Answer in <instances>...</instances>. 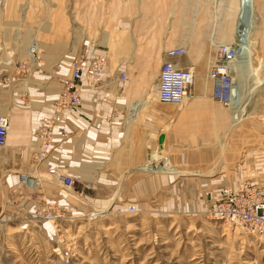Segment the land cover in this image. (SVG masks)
I'll return each instance as SVG.
<instances>
[{
	"label": "rangeland",
	"instance_id": "rangeland-1",
	"mask_svg": "<svg viewBox=\"0 0 264 264\" xmlns=\"http://www.w3.org/2000/svg\"><path fill=\"white\" fill-rule=\"evenodd\" d=\"M150 1L135 0L136 13L141 15L142 8L149 6ZM170 1L171 14L165 28L179 44L177 48H187L185 58L193 48L174 36L182 9L190 11L186 16L188 24L195 18V31L201 38L211 35L202 9H213L214 30L224 17H234L220 13L221 0H193L188 6L185 0ZM83 2L0 0V72L14 71L16 75L8 64L27 63L25 73L11 81L23 84L30 79L34 87L44 83L56 86L53 77H34L35 70L45 68L54 72L60 68L61 74H69L68 60L89 50L85 42L91 39L95 42L91 45L93 49L108 57L110 70L126 72L131 83L127 66L120 68L121 60L131 48L121 44V34H117L110 20L99 39L94 40L78 14L91 0L85 5ZM92 2L96 7H103L104 12L111 10L115 0ZM251 2L254 27L241 32L247 41L245 47L241 46L242 58L236 65L240 98L235 104L234 100L220 103L213 100L212 94L206 96L211 105L225 112L226 121L217 115L210 120L209 115L202 114L201 122L188 121L181 129L179 121L184 118L179 117V109L184 106L160 104L156 96V70L145 71L146 79L153 78V82L138 102L153 103L154 109L151 114L139 112L138 129L155 132V142L149 146H154L159 156L156 165H165L164 171L142 172L150 175L147 189L131 190V185L124 181L118 190H92V184L91 189L83 190L76 183L68 191L60 184L49 182L45 175L41 185L33 190L24 188L19 180L9 185L4 182L9 173L3 168L4 148H0V264H264V239L214 219L208 213L225 188L245 180L264 184V0ZM236 12L232 38L225 43L239 42L241 0ZM57 27L63 30V38ZM69 34L70 39L66 40ZM214 38L213 35L194 53L202 64L188 66L195 68L196 84H212L209 70L218 45L225 44ZM33 41L41 44V60L36 65L30 63L28 54ZM55 49L61 52L55 53ZM7 77H0V92L2 85L10 82ZM199 98L195 94L184 105L196 104ZM159 133L166 135L162 138ZM142 146L145 149L147 144ZM55 161L67 170L65 153ZM32 162L29 159L25 165L26 160L15 161L22 172ZM196 171L200 174L194 175ZM110 173L107 172V185L113 187L117 177ZM95 178L97 181L98 175ZM132 204L137 207L134 214L128 211ZM39 210L54 217L55 230L49 220L39 218Z\"/></svg>",
	"mask_w": 264,
	"mask_h": 264
},
{
	"label": "crops",
	"instance_id": "crops-1",
	"mask_svg": "<svg viewBox=\"0 0 264 264\" xmlns=\"http://www.w3.org/2000/svg\"><path fill=\"white\" fill-rule=\"evenodd\" d=\"M83 1L85 5L86 1L90 0ZM92 1L83 8V11L81 10V13L78 10V14L82 16L84 25L93 33L94 40L99 39L109 20L115 24L117 34H121V44L126 48H131L130 53L126 51L128 54L124 60H121L122 65L120 66L121 69L127 66L131 83L128 79L124 85L119 84L117 79L122 70L112 71L109 66L103 89L98 93H86L82 105L66 113L69 135L62 156L66 154L67 170L77 180V183L83 186V190L91 189L90 184L93 185L92 190L113 188L118 190L124 181L131 185V190H144L147 189L146 183L150 175L142 172H155L160 169L164 171L165 165L162 163L156 165V159L159 156H156L154 146H149L150 142H155V132L150 133L138 129L139 112L148 111V114H151L154 104L138 102V100L148 93L153 82V78L146 79L145 71L148 68L156 70L157 80L159 70L167 60L166 52L179 47V44L171 37L170 30L167 32L165 28V23L171 14V1L152 0L149 6L142 8L141 15L136 13L135 0H115L111 10L105 9L104 12L103 7H96ZM221 1L223 4L220 5V13L234 17L231 19L224 17L215 30L213 9L209 7L202 9L201 14L206 17L207 25L211 29L210 38L214 35L217 42L225 43L232 38L238 0ZM192 2L193 0H185L187 6ZM83 3L82 6H84ZM155 3L158 5L156 6ZM180 15L174 28L175 39L180 43H188L193 49L190 50L191 55L188 58L182 57L173 61L181 68H186L189 64H202L199 63V58L195 57L194 53L198 52L199 48L205 44L204 42L210 39L209 35L205 38L198 36L194 26L195 18L192 17L188 24L186 17L190 15L188 8L182 9ZM56 29L61 37L63 30L58 27ZM65 39L69 40L70 34ZM87 40L85 46H88L89 50H94L91 45L95 42L91 39ZM38 45L41 47L39 41ZM97 45L101 46V44ZM45 47L50 53L53 52L51 47L47 45ZM54 52L60 53L61 50L55 49ZM28 54L30 56V46ZM54 72L42 68L39 71L36 69L33 75L46 79L52 78ZM0 73L2 74L0 77L8 76L7 78L10 79L8 84L2 85L0 92V113L11 119L8 143L3 149L2 165L9 173L4 177V182L6 184L18 183L19 172H22L20 171L22 168L15 161L26 160L25 165H28L29 159L33 158L32 151L37 142L36 134L40 129L42 118L51 112L52 93L57 85L46 86L44 83L42 86L34 87V81L30 79L24 80L23 84H17L16 81H11L16 78L13 72L5 70ZM212 90L213 84L210 82L205 85L197 83L194 86L193 94L194 96L195 94L200 95V98L196 100L197 102L195 101L196 104L190 102L179 109V117L184 119L179 121L178 127L185 128L188 121L192 124L198 120L201 122L202 114L209 115L210 120L211 116L215 115L225 120V112L216 109L206 99V96L212 94ZM113 116L114 119L110 121ZM159 135L160 137L163 135V138L166 133H159ZM142 143L147 144L145 149L142 148ZM30 166H25L23 171L32 170L35 165ZM110 169L113 170L111 173L117 177L118 182L113 187L107 185L106 180ZM193 174L199 175L200 173L196 171ZM97 175L99 178L95 181ZM126 177L129 178L126 179ZM145 177L146 180H144ZM153 180L154 178L150 179V181Z\"/></svg>",
	"mask_w": 264,
	"mask_h": 264
},
{
	"label": "built area",
	"instance_id": "built-area-1",
	"mask_svg": "<svg viewBox=\"0 0 264 264\" xmlns=\"http://www.w3.org/2000/svg\"><path fill=\"white\" fill-rule=\"evenodd\" d=\"M187 53L186 47L166 52L167 60L161 66L156 85L157 101L160 104L182 106L187 100L194 98L193 88L197 77L195 68H181L173 61L187 56ZM239 56L241 57L240 49L233 41L218 45L215 61L208 74L213 84V100L220 103L232 102L235 84L233 68ZM29 57L33 65L41 60L37 41L30 44ZM68 61L69 74H61V69L57 68L52 76L58 85L52 93L51 112L42 118L36 134L37 142L32 151L35 166L32 170L19 173L20 184L28 190L38 188L44 175L53 178L55 183L68 191L73 190L77 183L68 170L59 167L61 165L55 161L62 156L68 141L69 132L65 116L67 112L82 105L86 93H98L103 89L109 59L95 49L85 50ZM8 65L15 69L18 77L25 73L28 66L27 63L17 64L14 61ZM117 80L119 84L124 85L128 81V74L121 72ZM113 119L114 116L110 121ZM10 131V117L0 114V148L7 146ZM41 211H37L39 218L49 220L55 230L54 217ZM128 211L136 213V205H130ZM208 213L214 219L264 239V184L245 180L225 188L220 193L218 203Z\"/></svg>",
	"mask_w": 264,
	"mask_h": 264
},
{
	"label": "bare ground",
	"instance_id": "bare-ground-1",
	"mask_svg": "<svg viewBox=\"0 0 264 264\" xmlns=\"http://www.w3.org/2000/svg\"><path fill=\"white\" fill-rule=\"evenodd\" d=\"M251 6H252V2L251 0H241V7H242V12L240 14V20H239V35H238V41L239 42H236L235 41V44H239L240 47V53L242 54L243 53V47H245L246 45V37H243V35H241L242 33L241 32H245L246 30H249L251 29L252 27H254V19H253V12H252V9H251ZM246 34V33H244ZM241 37V38H240ZM237 44V45H238ZM243 46V47H241ZM39 47V50H40V46L38 45ZM40 53H41V50H40ZM240 55V54H239ZM242 57H238L236 63H235V66L233 68V76H234V97L232 99V103H233V100L235 102V104H237V100H239L240 96H239V92H238V86H239V82L238 80L236 79V65H237V62L238 60H240ZM236 97V98H235ZM237 101V102H236ZM172 106V105H170ZM183 106V105H182ZM49 182H52L54 183L53 181V178H50V177H47Z\"/></svg>",
	"mask_w": 264,
	"mask_h": 264
}]
</instances>
